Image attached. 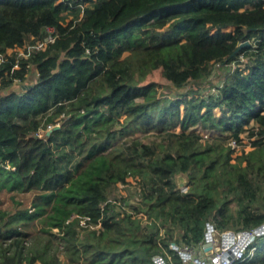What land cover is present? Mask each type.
<instances>
[{
    "label": "trees",
    "instance_id": "trees-1",
    "mask_svg": "<svg viewBox=\"0 0 264 264\" xmlns=\"http://www.w3.org/2000/svg\"><path fill=\"white\" fill-rule=\"evenodd\" d=\"M47 25L54 41L0 64V194L12 200L0 208V264H156L160 241L200 247L207 222L264 223V0H0V52ZM211 62L226 69L217 95L179 90ZM152 63L172 93L161 78L135 80ZM31 66L36 79L22 83ZM248 124L252 149L234 156L229 140ZM196 126L216 135L203 142ZM129 176L141 188L119 195ZM252 245L246 264H264V232Z\"/></svg>",
    "mask_w": 264,
    "mask_h": 264
},
{
    "label": "built area",
    "instance_id": "built-area-1",
    "mask_svg": "<svg viewBox=\"0 0 264 264\" xmlns=\"http://www.w3.org/2000/svg\"><path fill=\"white\" fill-rule=\"evenodd\" d=\"M88 3L78 2L76 4L77 7L80 8L81 14H83L85 8ZM58 36L57 28L53 25H47L45 27V32L41 38L36 40L35 43H25L21 46H16L14 48L8 49L6 52H0V64L3 63L7 55L15 54L16 58L29 57L35 51L39 49H43L47 46L49 42H52ZM253 41V39H251ZM248 40L241 42L242 44L248 43ZM245 57L243 54L240 55V60L235 62L236 65H239L240 62H244ZM231 63V64H232ZM230 64V66H232ZM235 66V65H234ZM232 66V68H234ZM15 67L18 68L19 65L16 63ZM242 67V66H241ZM19 83V82H18ZM220 84L211 88V94L217 95L218 88ZM237 140L232 139L230 144L233 146L236 145ZM186 190V188L184 189ZM134 212L133 210H131ZM135 216H140L141 222L146 224H151L153 222V218L147 217V215L143 212L135 213ZM75 219V215L73 214L68 222H71ZM81 224L97 227L100 225L99 223L93 224L91 223V219L89 216L81 218ZM160 235L162 237L165 236V228L160 226ZM241 231V233H239ZM217 232H220V237L217 236ZM254 232L252 230H233L226 229L220 230L215 227L211 222H207L206 224V236L205 240L211 241L212 246L208 249H204L203 243L200 247L192 245V244H182L178 245L175 242L170 243L171 251L166 249L163 246V243L160 241L159 244L163 247L164 255L157 254L154 256V260L156 264H246L249 263L255 257L257 248L255 245H252L255 237L259 234H256L253 239H251V234ZM264 230L262 231V233ZM177 255V257H175ZM229 255V257L227 256Z\"/></svg>",
    "mask_w": 264,
    "mask_h": 264
},
{
    "label": "rangeland",
    "instance_id": "rangeland-1",
    "mask_svg": "<svg viewBox=\"0 0 264 264\" xmlns=\"http://www.w3.org/2000/svg\"><path fill=\"white\" fill-rule=\"evenodd\" d=\"M29 38L26 40L28 41ZM155 63H152L150 67L144 68L146 69L144 74H142V69H140L137 73V75L135 76V80L137 81H142V80H148V79H155V78H161L163 79L167 85L164 86L162 88L163 92L165 93H172V87L170 85V80L165 76V70L161 65H157V68L155 69L154 65ZM232 66L235 65V63L231 64ZM240 66L244 67L246 65V61H244L243 63L240 62L239 63ZM225 71L226 69L224 68L223 64L219 63V62H211L208 67H207V75L204 79V81H198V82H190V84L180 88V91H187L189 87L193 86L194 89L200 91V92H206L210 93L211 92V88L220 84L222 85L224 83V76H225ZM37 77V69L34 66H31L30 71L27 73L26 75V80L25 82L22 83H27V82H33ZM18 84V83H16ZM154 87H156V85H154ZM174 87V86H173ZM173 92L177 91V88L174 87ZM217 112H220V109L217 107L216 108ZM250 125L252 124H248L247 126H245L241 132V137H242V141L241 142H236V145H234L235 147V152H234V156L237 154L242 153V151H248L250 149H252V145L250 143L251 138L249 137V130H250ZM199 127V126H196ZM180 128L177 127V130H179ZM203 137H202V141L204 142V140L206 138L212 139L213 136L216 135V132L213 130H207V129H202V128H198ZM137 136H143L142 132H137L136 133ZM147 140H152V139H161L160 135H156L154 133H150L146 136ZM232 139L229 140V143ZM140 189L141 187L138 184V179L134 178L132 176L128 177V182L123 184V183H118V194L119 195H123L126 196L128 195L129 191H135V189ZM185 189V188H184ZM183 189V190H184ZM23 201H28L30 198L29 194H21L20 195ZM128 199V198H127ZM121 201V200H120ZM12 204V200L9 196V192H2L0 194V208H6V207H10ZM124 207L128 208V200H126L124 203ZM220 232H217V236L220 237Z\"/></svg>",
    "mask_w": 264,
    "mask_h": 264
},
{
    "label": "water",
    "instance_id": "water-1",
    "mask_svg": "<svg viewBox=\"0 0 264 264\" xmlns=\"http://www.w3.org/2000/svg\"><path fill=\"white\" fill-rule=\"evenodd\" d=\"M243 45V44H241ZM25 85H22L21 88H24ZM61 124H56L54 127L52 128H58L60 127ZM52 128L47 130V134H50L52 131ZM175 183L178 186V188H180L181 190H183L184 188H187L189 183H190V177L187 173L185 172H179L175 175ZM264 230V223L259 225L258 227L254 228V232L251 234V239H253L255 237L256 234L262 233V231ZM1 231V228H0ZM239 233H241V231H239ZM212 246V242L206 240L203 243V247L204 249H208ZM229 257V255H227Z\"/></svg>",
    "mask_w": 264,
    "mask_h": 264
},
{
    "label": "crops",
    "instance_id": "crops-1",
    "mask_svg": "<svg viewBox=\"0 0 264 264\" xmlns=\"http://www.w3.org/2000/svg\"><path fill=\"white\" fill-rule=\"evenodd\" d=\"M28 83V82H27Z\"/></svg>",
    "mask_w": 264,
    "mask_h": 264
}]
</instances>
